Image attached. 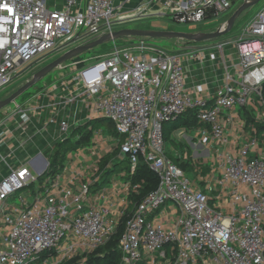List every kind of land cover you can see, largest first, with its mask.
I'll list each match as a JSON object with an SVG mask.
<instances>
[{
	"label": "built area",
	"instance_id": "1",
	"mask_svg": "<svg viewBox=\"0 0 264 264\" xmlns=\"http://www.w3.org/2000/svg\"><path fill=\"white\" fill-rule=\"evenodd\" d=\"M245 1L64 0L49 8L47 0H0V89L38 55L111 33L114 24L147 16L198 24L232 14ZM227 19L214 31L224 29ZM131 38L122 45L113 41L107 54L81 67L58 66L69 73L52 103L71 107L75 116L76 105L85 106L88 119L109 120L130 174L143 160L158 177L125 223L122 264L154 254L163 264H264V151L256 126L246 124L239 110L248 115L260 105L255 121L264 126V2L231 40L178 39L163 48L152 38ZM13 105L0 119V264H62L107 241L110 207L84 208L89 182L78 181L72 190L81 171L70 172L67 183L61 173L52 174L33 191L20 192L37 183L49 160L9 162L23 146L13 150L4 139L12 123L44 109ZM188 112L203 125L188 139L194 145L198 138L208 161V176L218 187L213 197L167 157L163 124ZM47 123L55 126L56 142L77 125L54 115ZM69 169L64 165L61 172ZM44 251L51 253L41 258Z\"/></svg>",
	"mask_w": 264,
	"mask_h": 264
},
{
	"label": "rangeland",
	"instance_id": "2",
	"mask_svg": "<svg viewBox=\"0 0 264 264\" xmlns=\"http://www.w3.org/2000/svg\"><path fill=\"white\" fill-rule=\"evenodd\" d=\"M264 0H260L258 3L255 5L247 8L246 10L242 11L238 17L235 19L234 24L230 31L225 33L224 35L215 38V39H210V40H205L199 42V44H205L207 42H215V41H221V40H231L234 37H236L241 28L252 18L253 14L262 6ZM237 5V4H236ZM230 12L225 13L221 15L220 17L204 21L198 24H182L175 22L168 16H147V17H141L138 19L134 20H127L125 22L119 23V24H114L113 28L116 30L123 29V28H132V29H143V30H165V31H176V32H185V33H195V32H211L214 31L224 20H226L230 16ZM133 38L131 37H121L117 38L114 40H110L108 42H105L103 44H100L93 49L86 51L79 55L80 57L75 60V61H67L65 63H72L74 64L75 67H81L85 65L87 62H91L95 60L96 58H99L101 55L107 54L109 49L113 46V41L116 45H122L127 43L128 41L132 40ZM178 39L172 38V39H164V38H158V39H149L150 42L153 44L163 47V48H173L175 42ZM56 49H59L56 51ZM53 50H50L46 53H43L41 55H38L35 57L32 61H30L27 64H23L18 68V71L16 74L13 76L12 81L7 84L4 88L0 89V100L6 98L9 96L13 91H15L17 88H19L23 83H25L28 79L31 78L33 73L37 71L39 68L43 67L45 64H47L49 61L54 59L55 57L59 56L63 50H66L67 48H56ZM62 50V51H61ZM52 52V53H50ZM50 53L49 55L43 57L45 54ZM43 57V58H41ZM41 58V59H40ZM31 63V64H30ZM30 64V65H29ZM28 66V68H26ZM73 66H71L72 68ZM26 68V69H25ZM69 70L64 69L62 71L59 70V68H54L51 72H49L47 75H45L42 79H40L36 84H34L32 87L27 89L23 94H21L19 97L16 98L15 102L18 104H25L26 101L33 96L34 94H37L41 90H43L45 87L53 84L58 80V78L68 75ZM67 77V76H66ZM263 101H264V95H263ZM13 102L7 105L5 108L0 110V118H3L4 115L2 114L4 111L9 112L13 108ZM261 106L260 105H253L250 109V112L248 114L249 119L246 120V124H250L256 126L258 125V122L255 121V115H259L261 113ZM241 112L242 117H245L243 109H239ZM2 114V115H1ZM184 118H188V115H184ZM110 121L109 120H103V119H98L95 122H89L87 123L84 127H81L79 129L80 134H86L89 132V129L91 128L92 133H96L95 136H99L102 140L107 141L110 143L112 140L116 139V135L113 133L112 128L110 127ZM249 122V123H248ZM203 125H198L197 122H193L187 125H182L178 127L176 130H174V133L171 134L170 138L166 140L165 142V148H166V153L168 156H172L174 158L175 164L178 165L184 172V174L192 181V184L198 186L200 185V176H204L205 174L207 175V170L206 167H203L204 164L208 165L207 159L203 157V155H198L197 157H194V149L190 147V142L188 143V139L185 136L192 137L195 135L196 130L199 127H202ZM249 125H247L246 129H248ZM257 128V126H256ZM182 131V132H181ZM184 131V132H183ZM258 134H260L258 130ZM74 138V137H73ZM91 139V134L90 138ZM83 139H80L78 141L79 147H81V142ZM198 141V138H194V141ZM74 139H68L64 143L61 142L59 144V148L57 149V153L55 156L57 157V160H60L59 166H62L64 163H68L69 161V156H68V151L74 149L72 147ZM114 143V142H111ZM110 143V144H111ZM55 145V144H54ZM53 145V147H54ZM90 146V143H89ZM116 146V145H115ZM53 147L51 149L50 155L53 153ZM115 151L113 155L116 153ZM112 155V156H113ZM116 155V154H115ZM49 160V159H48ZM101 158L99 159V161ZM103 164H105L104 160L102 161ZM123 164V163H122ZM124 164L120 167H123ZM100 168V170H99ZM102 165H99V162L96 164V170H89L90 173L93 172V175L91 176L92 179L94 177H97L99 173L102 171L101 170ZM125 168H118L114 174L109 179L110 181H115V180H120L123 182H127L130 188V198L129 200L134 201L136 198V195L138 193V181L131 180L127 174H125ZM58 171L53 173V175H57ZM89 174V173H88ZM123 174V175H121ZM51 174L48 175H43L39 176L37 183H35L31 187L23 188L20 192L21 193H28L33 191L35 188L36 184H43L45 180L50 176ZM121 175V176H119ZM138 180V179H137ZM109 182L107 184H104L101 188L104 189L109 185ZM88 196V195H87ZM15 200V199H14ZM126 217L124 220V223L128 217V215L125 213L121 217L117 219V222L115 224H111L112 227V234L110 236H113L116 234V227L120 222V219L122 217ZM118 238L120 233L117 234ZM110 239V237H109ZM96 249V248H95ZM94 250V249H93ZM92 250V251H93ZM90 251L89 253H91ZM86 253L84 255L78 254L72 257L69 261H66L62 264H84V260L87 257ZM73 259H76L73 261Z\"/></svg>",
	"mask_w": 264,
	"mask_h": 264
},
{
	"label": "crops",
	"instance_id": "3",
	"mask_svg": "<svg viewBox=\"0 0 264 264\" xmlns=\"http://www.w3.org/2000/svg\"><path fill=\"white\" fill-rule=\"evenodd\" d=\"M63 2L64 0H47L46 4L49 8H59L62 6ZM66 76L68 77V75L66 74L58 78L56 82L45 87L37 94L31 96L24 104L42 105L44 109H42V111L40 112H28L24 116L17 117L16 121L12 123L13 125H11L10 132L7 134V136L4 137V139L6 138L7 145L9 147L11 145L13 150L17 144H21L23 146L20 147L18 150L13 151V156L8 159L9 162L16 163L21 160L27 161L30 157L33 156L35 162L36 160H43L44 157L49 159L51 149L56 143L55 140L51 139V135L55 130V126H51L47 123V120L51 115L60 118H68L70 120L72 118L77 124L74 127H83L89 122V120L97 119H88V116L86 115L88 113V110L85 106L76 105V116L73 115V111L70 112L71 107L69 106H67L65 109H60L61 106H52V103L56 101V98L61 97L60 95L62 90L60 84L67 79ZM260 128L261 129H257L260 132V134H258L260 138L259 149H262L264 151V126L260 125ZM173 133L174 132H172L171 134ZM185 137L188 139V136ZM119 138L120 137L116 136V139L111 141L114 143L110 142V144L107 141L102 140L99 136L94 137L92 134L91 139L88 140L86 144L81 145V147H79L78 145L76 148L68 151V156L70 158L68 163H64L63 166L68 165V167L70 168L69 172H61L63 169L62 166L58 174L61 173V178L64 180V182L67 183L68 180L65 177L69 176L70 172L77 171L78 173L81 171L83 173V175H78L77 181L72 185V190L74 191L78 188V181L83 180L88 181L90 183L93 179H96L97 177H94L92 179L91 176L93 175V172L90 173L89 170H96V164L97 162H99V159L106 156L113 149L117 148ZM189 144L192 150L194 149V157L198 158V155L203 154V152L201 151V147L198 145L197 140L196 144ZM2 149L5 150V146H3ZM119 157H121V154ZM30 163L34 165V162L31 161ZM203 167H206L207 175L205 174L204 176L199 177L201 181L198 187L206 191L210 195V197H213L216 195L218 187L215 184V179L211 180L208 176V165L205 166L204 164ZM129 190L130 188L127 182H123L120 180H115L113 182L110 181L109 185L106 188L102 189L100 187L88 193L87 199L84 203V208H88L91 206H101L107 203L110 207L108 220L110 224H115L119 216L121 217V215L123 216V214L125 213L129 216L132 214L135 208L134 204H132V201L129 200V196L131 193ZM139 264H163V261L157 254H154L152 255V257H144L139 262Z\"/></svg>",
	"mask_w": 264,
	"mask_h": 264
},
{
	"label": "trees",
	"instance_id": "4",
	"mask_svg": "<svg viewBox=\"0 0 264 264\" xmlns=\"http://www.w3.org/2000/svg\"><path fill=\"white\" fill-rule=\"evenodd\" d=\"M79 57L80 56L74 57L70 61H75ZM262 95H264V85L262 87ZM185 115H188V118H184L183 117L184 115H183V116H179L176 119L168 121V122L163 124V136H164L165 142H166V140H168L170 138L171 133L174 132V130H176L178 127H180L182 125H187V124H190L193 122L196 123L195 117L191 113L188 112ZM244 115H245L246 120L249 119V116L246 113ZM98 119L107 120L104 118H97V119L89 120V122L90 121L95 122ZM109 123H110V127L113 130V133L116 136H118V134L114 130L112 123L111 122H109ZM256 126H257V129H261L260 125H256ZM80 128L81 127L73 128L69 137L66 140L58 141L55 143V145L53 147V153L49 157V167L43 174H41V176H43V175L46 176L48 174L52 175L56 171L59 172L60 169L62 168L63 165L62 166L57 165L60 163L59 162L60 160H57L56 159L57 157L55 156V154L57 153V149L59 148V144L61 142L64 143L68 139H74V141H73L74 144L72 145V147H74V148H76L79 145L78 141L80 139H83L81 142L82 143L81 145L86 144L88 142V140L90 138V134H91V136L93 134L91 131V128L89 129V132H87L86 134H80L79 133ZM120 142H121V138H119L117 148L113 149L110 153H108L106 156L102 157L101 160L99 161V165L100 166L102 165V168H101L102 171L99 173V175H97L96 179H93L88 184V188H87L88 191L87 192L89 193L91 191L96 190L97 188L102 187L104 184H107L109 182V179L112 176V174H114V172L118 168H125L126 174L129 176V178L131 180H134V181L136 180L139 182L138 193H137L134 201H132V204H134V206H135L146 194H148L151 190L156 188V186L158 184V177L148 167V165L143 160L139 161V163L137 164V166L135 168V171L132 174H130L129 163H128L127 157H125L123 155H121V157H119L120 156V152H119ZM115 151H117L115 153L116 155L115 154L113 155V153ZM167 157L169 159H171L172 162L175 164L174 158L172 156L167 155ZM103 160H104L105 164L102 163ZM122 163L124 164V166L120 167L123 165ZM99 170H100V168H99ZM129 217H130V215L127 217V219ZM125 218L126 217L124 216L120 219V222L116 227V234L115 235L110 236V239L108 238L104 244L98 246L91 253L87 254V257L85 258V260L83 262L84 264H122V261H121L122 253H121V250L119 248V239H120L121 234L123 233L124 226H125V223L127 221V219H126V221L124 223ZM118 233H120L119 238L117 235ZM50 253L51 252H48V251L42 252L41 258L48 256ZM69 260H67V261H69ZM74 260H76V259H73V261ZM64 262H66V261H64Z\"/></svg>",
	"mask_w": 264,
	"mask_h": 264
},
{
	"label": "water",
	"instance_id": "5",
	"mask_svg": "<svg viewBox=\"0 0 264 264\" xmlns=\"http://www.w3.org/2000/svg\"><path fill=\"white\" fill-rule=\"evenodd\" d=\"M260 0H246L243 2L239 7H237L234 12L230 15V17L226 21V26L224 29H217L213 32H200V33H185V32H176V31H165V30H143V29H132V28H123L119 30L112 31L111 33H105L95 39L89 40L85 43H81L78 45H75L71 48H67L66 50H61V54L51 61H49L47 64H45L43 67L39 68L37 71L33 73L30 79H28L25 83H23L19 88H17L15 91H13L9 96L6 98L0 100V110L5 108L7 105H9L12 102H15L16 98L19 97L21 94H23L27 89L32 87L34 84H36L40 79H42L45 75H47L49 72H51L54 68H57L61 64L70 61L74 57H77L81 55L82 53L89 51L93 49L94 47L103 44L105 42H108L110 40H114L121 37H147V38H164V39H185L195 42H201L205 40L215 39L218 38L232 28L235 19L238 17V15L246 10L247 8L255 5ZM59 49H56L58 51ZM52 53V52H50ZM50 53L45 54L43 57L49 55ZM41 57V58H43ZM40 58V59H41ZM31 64V63H30ZM29 64V65H30ZM28 68V66L26 67ZM25 68V69H26ZM68 138V137H67ZM65 138L64 140H66Z\"/></svg>",
	"mask_w": 264,
	"mask_h": 264
}]
</instances>
